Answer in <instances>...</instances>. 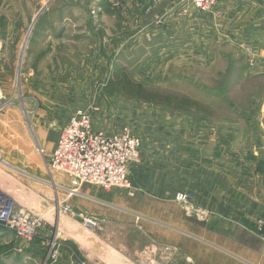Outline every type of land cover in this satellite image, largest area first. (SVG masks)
I'll return each mask as SVG.
<instances>
[{"label": "rangeland", "instance_id": "1", "mask_svg": "<svg viewBox=\"0 0 264 264\" xmlns=\"http://www.w3.org/2000/svg\"><path fill=\"white\" fill-rule=\"evenodd\" d=\"M220 1H228L232 16L217 11ZM156 2L0 0V48L7 49L0 55V102L8 104L0 114L24 106L31 120L45 110L54 120H70L85 112L109 137L127 130L140 138L139 163L128 176L134 188L144 190L139 194L189 193L203 200L209 190L227 193L228 199L238 191L264 218V38L260 47L257 38L264 31V0H219L209 13L191 10L175 14L173 22L165 16L161 25L140 30L159 17L164 3ZM149 7L154 11L146 14ZM239 19L251 22L245 33L236 26ZM33 140L32 155H38L35 134ZM173 149L182 154L177 160ZM3 153L0 149V190L14 196L19 210L40 217L43 226L57 225V213L72 217L64 209L72 210L69 202L75 199L69 188L59 192L65 199L59 212L52 202L57 190L52 176L59 174L44 170L23 178L20 170L32 174L31 168L9 167L13 151L5 152L9 157ZM76 190L106 197L92 185ZM182 213L202 225L212 217L211 211L201 222ZM71 226L77 236V226ZM103 228L99 220L96 230L80 236L92 244L93 233L100 236ZM55 239L62 246L59 258L47 264H59L65 252L77 264H105L84 250L80 255L78 244ZM44 246L46 264V241ZM110 249L117 251L112 258ZM104 252L115 264H171L174 250L152 242L136 255L110 246Z\"/></svg>", "mask_w": 264, "mask_h": 264}, {"label": "crops", "instance_id": "2", "mask_svg": "<svg viewBox=\"0 0 264 264\" xmlns=\"http://www.w3.org/2000/svg\"><path fill=\"white\" fill-rule=\"evenodd\" d=\"M168 1L157 0L156 5L164 3L159 17L150 21L151 23L141 24L140 30L142 27L144 30H150L155 25H161V18L165 19V16L173 18L175 14H179L178 2L175 0ZM227 3L228 1H220L219 4L222 6L216 10H223L225 16H232V10L226 8L229 5ZM151 11H154V7H149L145 13L150 14ZM173 20L174 18L166 20V22H173ZM176 21L178 20L176 19ZM239 21H241L240 25H238ZM238 22L236 26H240L241 32L245 33L246 28H250L251 22L248 20L244 23L242 19H239ZM263 32V30L260 31L257 37L260 43L259 47L262 43L260 40L264 38ZM6 51V48H0V55L4 56ZM34 73L35 71H33ZM28 114L29 111L24 110V106L21 109L9 107L6 112L0 114V149L4 151L3 154L7 157L9 154L5 152L11 153L13 151L10 154V158H13L12 162L8 164L10 167L15 169L17 166H29L31 168L32 174L28 170L16 168L18 171L20 170V175L26 179L34 178L33 175L36 177L37 174L38 176L42 175L44 170L48 171V164L56 150L59 132L70 121L68 119L59 120L58 118L54 120L56 117L47 110L41 114L39 112L32 114L33 120ZM67 114L70 115V110ZM54 130L55 132H53ZM51 133L57 134L52 140L49 138ZM34 134L38 140L36 145L38 155H32ZM48 139L51 140L50 143L47 141ZM3 141L7 144L2 145L1 142ZM173 150V156L177 160L182 154L178 149ZM133 168V165L129 166V173ZM140 170H142L141 167L138 171ZM52 179L53 185L57 188L55 191L56 201L52 202L57 209L61 205L60 202L65 200L60 195V190L66 188H69V191L72 190L70 188L71 182L63 175L52 176ZM198 183L200 184V179H198ZM134 189L137 192L134 197L128 195L124 189H112L108 192L104 191V195H106L104 198L97 195L89 196L78 190L79 194L77 192L74 195L75 199L72 198L69 202L72 204V210L74 209L72 217L62 218L57 214V225L48 224L47 221L43 227L49 235H42L44 231L41 232L40 238L25 248L14 233L0 227V264H43L47 251V249L46 251L43 249L45 241L55 239V237L62 238L64 242L78 244L80 255L81 251L84 250L89 257L105 264L111 262L115 264V261L109 259L104 252V249L109 246L114 249L120 248L122 253L125 251L126 254L136 255L138 250L152 242H160L169 246L170 250H174L171 264H264V228L259 224V221L264 220V218L260 216L259 208L250 207L246 203L244 193L237 191L228 199L227 193L219 191L217 194L209 190V193L206 194L207 197L203 200L198 196L196 199L194 197L196 205L197 200L202 206L204 205L212 211L210 221L204 222L202 225V223L199 224L184 216L180 205L175 202V196L164 198L155 197L154 194L149 193H143V195L142 193L139 194L143 190L140 186ZM178 192H174L175 195ZM11 196L9 197L12 198ZM81 213L96 216L101 220L102 227H104L99 234L100 236L96 235L95 232L93 233L95 235L91 240L93 245L80 236L81 232L88 230L81 223L79 217ZM71 225L77 226V232H79L77 236L76 232L72 231ZM57 233L61 236H56ZM88 233L90 232L88 231ZM112 250L111 258L114 257L113 252L117 253L116 250ZM59 264L77 263L65 252Z\"/></svg>", "mask_w": 264, "mask_h": 264}, {"label": "built area", "instance_id": "3", "mask_svg": "<svg viewBox=\"0 0 264 264\" xmlns=\"http://www.w3.org/2000/svg\"><path fill=\"white\" fill-rule=\"evenodd\" d=\"M175 1L180 6L179 16L191 10L209 13L219 3V0ZM1 103L0 112L8 105ZM59 133L56 150L48 164V170L72 181L75 190H70V193L76 194L78 192L76 188L92 185L107 192L112 189H124L131 197L135 196L136 191L128 176L129 166L139 163L142 150L139 137L127 130L117 136L109 137L97 130L92 117L82 111L76 112ZM175 200L187 215L196 217L201 222L211 216L210 210L198 208L192 194L178 193ZM64 209L72 212L67 207ZM79 217L83 227L90 231L96 230L99 226V219L93 215L81 213ZM43 223L40 217L30 214L29 211L19 210L14 198H10L0 190V227L14 233L24 248L40 238ZM259 224L264 228V220H260ZM46 245L49 249L46 264L49 261L56 263L62 246L56 239L47 240Z\"/></svg>", "mask_w": 264, "mask_h": 264}, {"label": "bare ground", "instance_id": "4", "mask_svg": "<svg viewBox=\"0 0 264 264\" xmlns=\"http://www.w3.org/2000/svg\"><path fill=\"white\" fill-rule=\"evenodd\" d=\"M4 162V161H3ZM6 163V162H5ZM6 165H8V163H6ZM10 167V165H8ZM13 168V167H12ZM17 170V169H16ZM59 212V209L56 210V213ZM57 214H60V213H57ZM58 222V221H57ZM62 225V224H61Z\"/></svg>", "mask_w": 264, "mask_h": 264}]
</instances>
